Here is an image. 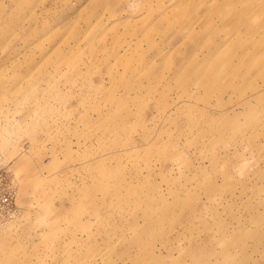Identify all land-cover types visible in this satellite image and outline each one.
I'll list each match as a JSON object with an SVG mask.
<instances>
[{"label":"rangeland","instance_id":"1","mask_svg":"<svg viewBox=\"0 0 264 264\" xmlns=\"http://www.w3.org/2000/svg\"><path fill=\"white\" fill-rule=\"evenodd\" d=\"M3 192L0 264H264V0H0Z\"/></svg>","mask_w":264,"mask_h":264},{"label":"built area","instance_id":"2","mask_svg":"<svg viewBox=\"0 0 264 264\" xmlns=\"http://www.w3.org/2000/svg\"><path fill=\"white\" fill-rule=\"evenodd\" d=\"M11 203H12V194L11 193L3 192V193L0 194V207H2V208H6L7 207V211L8 212H12L9 209ZM7 215H11V214H7Z\"/></svg>","mask_w":264,"mask_h":264}]
</instances>
